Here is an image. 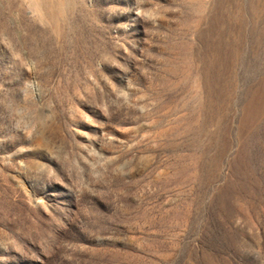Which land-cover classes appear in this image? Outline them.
<instances>
[{
    "label": "rangeland",
    "instance_id": "obj_1",
    "mask_svg": "<svg viewBox=\"0 0 264 264\" xmlns=\"http://www.w3.org/2000/svg\"><path fill=\"white\" fill-rule=\"evenodd\" d=\"M17 1L0 264H264V0Z\"/></svg>",
    "mask_w": 264,
    "mask_h": 264
},
{
    "label": "crops",
    "instance_id": "obj_2",
    "mask_svg": "<svg viewBox=\"0 0 264 264\" xmlns=\"http://www.w3.org/2000/svg\"><path fill=\"white\" fill-rule=\"evenodd\" d=\"M38 1L35 0L33 1L36 5H38ZM17 0H0V19H2L3 17L8 18L10 17V19H14V14L15 11H17L18 9V4H17ZM34 4V5H35ZM10 25H15V22H10Z\"/></svg>",
    "mask_w": 264,
    "mask_h": 264
}]
</instances>
